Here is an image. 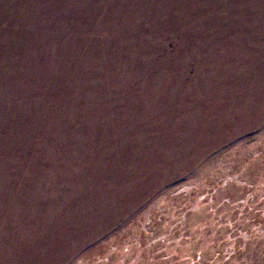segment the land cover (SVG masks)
Returning <instances> with one entry per match:
<instances>
[{
    "label": "rangeland",
    "instance_id": "1",
    "mask_svg": "<svg viewBox=\"0 0 264 264\" xmlns=\"http://www.w3.org/2000/svg\"><path fill=\"white\" fill-rule=\"evenodd\" d=\"M0 264H264V0H0Z\"/></svg>",
    "mask_w": 264,
    "mask_h": 264
}]
</instances>
